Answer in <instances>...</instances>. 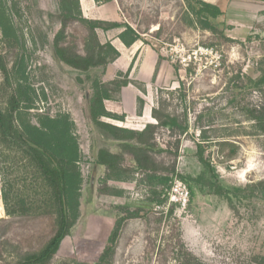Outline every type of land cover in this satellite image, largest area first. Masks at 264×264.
Listing matches in <instances>:
<instances>
[{
    "label": "rangeland",
    "instance_id": "rangeland-1",
    "mask_svg": "<svg viewBox=\"0 0 264 264\" xmlns=\"http://www.w3.org/2000/svg\"><path fill=\"white\" fill-rule=\"evenodd\" d=\"M115 1L122 21L141 35L142 45L149 46L156 57L147 92L145 84L132 78L139 90L135 107L138 98L149 110L163 102L166 113L180 120L185 116L189 126L183 136L156 130L153 157L172 176L167 202L156 208L163 212L159 225L155 220L160 215L143 203L147 195L141 184L143 176L132 171L127 157L124 183L104 182L105 168L94 164L96 150L116 153L117 143L89 125L86 74L58 64L52 57L53 38L60 29V0H5L19 41L7 46L0 35L2 58L8 71L22 58L25 84L36 95L32 114L70 117L82 154L79 169L84 200L91 189L90 203L80 208L79 219L49 264H175L169 259L171 250H187L201 264H264V202L249 198L228 205L224 199L190 189L183 182L201 171L195 157V145L201 143L223 185L253 186V196L264 193V135L246 117L247 110L262 104L261 95L249 81L259 76L258 63L264 57V0H205L222 11V16L211 22L212 31L188 24L182 0ZM84 35L80 23H69L65 42L81 51ZM104 70L96 68L90 75L106 83ZM129 93L122 95L125 112L132 106ZM120 116L123 122L102 121L131 130L155 123L151 117ZM224 140L238 147L232 161L221 157L228 148L221 153L215 146ZM180 183V190L174 191ZM114 191L120 192L117 197L112 196ZM182 191L188 194L185 207L181 206ZM138 210L142 211L140 217L124 221L116 241L109 244L115 222ZM2 221L8 226L0 225V264H14L18 255L37 251L53 232L50 218H7L0 200V224Z\"/></svg>",
    "mask_w": 264,
    "mask_h": 264
},
{
    "label": "trees",
    "instance_id": "trees-1",
    "mask_svg": "<svg viewBox=\"0 0 264 264\" xmlns=\"http://www.w3.org/2000/svg\"><path fill=\"white\" fill-rule=\"evenodd\" d=\"M99 2L100 0H95ZM106 2L112 0H104ZM185 5L187 21L190 26L212 31L211 22L222 16V11L205 0H182ZM60 29L53 38L52 57L56 63L86 74L90 94L85 97L89 125L105 134L117 143L118 152L111 153L106 149L94 152V164L105 168L103 181L126 182L124 161L127 157L132 171L143 176L141 184L147 189L143 203L154 215L159 225L163 212H158L167 202L171 189L172 176L153 157L156 150L155 134L157 129H166L174 135L183 136L188 133L186 117L183 118L166 113L165 105L160 102L152 108L150 117L155 123H147L142 130L121 128L103 122L111 119L123 122L122 116L108 113L104 101L118 100L121 89L128 84V72L119 73L109 82H102L90 73L99 67H105L119 56L109 42L100 44L96 31H108L121 28L118 39L125 47H130L140 40L139 33L129 25L102 23L84 19L80 13L78 0H60ZM80 23L85 35L81 51L65 42V30L69 23ZM0 35L4 45L11 46L19 41L18 31L10 22V15L5 0H0ZM23 60H15L8 68L0 53V89L5 90L0 102V200L3 212L10 219L34 220L50 218L53 232L50 238L34 252H25L16 257L14 264H49L59 250L61 242L69 236L80 217V208L90 203L91 189L88 196L82 198V177L79 162L82 154L75 135V126L68 115L50 117L47 114H32L34 110L35 92L25 84ZM259 76L250 80L253 91L259 93L262 104L246 111L247 120L251 121L256 131L264 135V57L258 63ZM80 81L78 80V83ZM136 115L142 116L144 102L136 100ZM201 138L205 139L202 130ZM219 150L228 148L223 157L225 162L237 156L238 147L227 140L215 143ZM157 151V150H156ZM160 151V150H158ZM195 157L201 165V171L195 177L183 178L190 189L196 188L200 193L224 199L228 205L233 200L255 198L264 202V193L253 196V186L244 188L226 186L221 183L214 165L204 156L201 143L195 145ZM172 173L174 171L172 170ZM106 190H100L102 195ZM120 192L114 191L117 197ZM172 209L167 211L168 217ZM141 210L120 218L113 226L108 239L109 244L116 241L118 231L124 221L140 217ZM0 225L8 226L2 221ZM182 247V245H181ZM166 258V257H165ZM168 259V258H167ZM175 264H201L187 250H171L170 258Z\"/></svg>",
    "mask_w": 264,
    "mask_h": 264
},
{
    "label": "crops",
    "instance_id": "crops-1",
    "mask_svg": "<svg viewBox=\"0 0 264 264\" xmlns=\"http://www.w3.org/2000/svg\"><path fill=\"white\" fill-rule=\"evenodd\" d=\"M78 3L80 13L84 19L102 23H125L122 21V15L115 0L109 2L104 0L102 2H96L95 0H78ZM130 27L133 28L132 26ZM122 30L123 29L121 28L111 29L108 31L97 30L96 36L100 44L109 42L119 54L116 60L105 66L106 70L103 72V81H112L115 79L116 74L124 73V71L128 72L129 84L125 88L121 89L118 101H104V108L108 113L117 116L125 115L126 118L128 117V119H131L134 115L138 117L136 115L137 108L135 107L134 97L137 98L139 93V90L132 84V78L134 77V80L145 84L144 89L147 92L148 84L155 71L156 57L149 46L142 45L141 39L133 43L130 47H125L118 39V35L122 32ZM158 77L159 75L156 76V80L159 79ZM124 92H130V102L132 105L130 110L126 112L121 106L122 95ZM131 100H133V102ZM147 108L148 107H143L142 116L138 117L139 119L146 120L150 118L151 110L148 108V113H146Z\"/></svg>",
    "mask_w": 264,
    "mask_h": 264
},
{
    "label": "built area",
    "instance_id": "built-area-1",
    "mask_svg": "<svg viewBox=\"0 0 264 264\" xmlns=\"http://www.w3.org/2000/svg\"><path fill=\"white\" fill-rule=\"evenodd\" d=\"M180 186H181V183L180 184H176L174 187H175V189H174V191H178V190H180ZM172 188V187H171ZM180 200H181V206L182 207H185V205H186V203H187V197H188V194H187V192L186 191H182V192H180Z\"/></svg>",
    "mask_w": 264,
    "mask_h": 264
}]
</instances>
